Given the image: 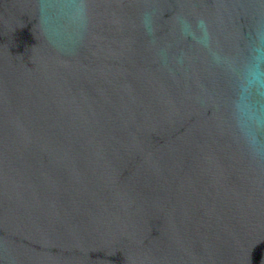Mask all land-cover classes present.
<instances>
[{
    "label": "water",
    "instance_id": "1",
    "mask_svg": "<svg viewBox=\"0 0 264 264\" xmlns=\"http://www.w3.org/2000/svg\"><path fill=\"white\" fill-rule=\"evenodd\" d=\"M0 264H264V0H0Z\"/></svg>",
    "mask_w": 264,
    "mask_h": 264
}]
</instances>
